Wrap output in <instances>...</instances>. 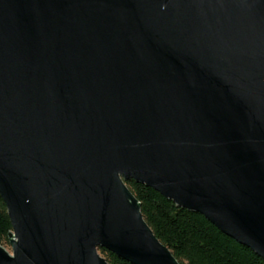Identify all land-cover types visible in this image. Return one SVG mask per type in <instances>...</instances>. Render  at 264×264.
Listing matches in <instances>:
<instances>
[{"label": "water", "instance_id": "1", "mask_svg": "<svg viewBox=\"0 0 264 264\" xmlns=\"http://www.w3.org/2000/svg\"><path fill=\"white\" fill-rule=\"evenodd\" d=\"M128 180L264 259V0H0V264H181Z\"/></svg>", "mask_w": 264, "mask_h": 264}, {"label": "trees", "instance_id": "2", "mask_svg": "<svg viewBox=\"0 0 264 264\" xmlns=\"http://www.w3.org/2000/svg\"><path fill=\"white\" fill-rule=\"evenodd\" d=\"M126 185L139 200L142 215L156 237L181 264H264V259L221 233L201 214L175 205L143 183L128 180ZM11 228L0 197V245L8 243ZM98 251L110 264H132L103 247Z\"/></svg>", "mask_w": 264, "mask_h": 264}, {"label": "rangeland", "instance_id": "3", "mask_svg": "<svg viewBox=\"0 0 264 264\" xmlns=\"http://www.w3.org/2000/svg\"><path fill=\"white\" fill-rule=\"evenodd\" d=\"M8 252H11V247L9 245V243H3L2 245Z\"/></svg>", "mask_w": 264, "mask_h": 264}]
</instances>
